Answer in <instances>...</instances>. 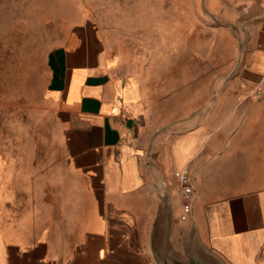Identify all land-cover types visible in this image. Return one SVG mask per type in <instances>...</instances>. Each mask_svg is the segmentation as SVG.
I'll use <instances>...</instances> for the list:
<instances>
[{"label": "crops", "instance_id": "0c3cea01", "mask_svg": "<svg viewBox=\"0 0 264 264\" xmlns=\"http://www.w3.org/2000/svg\"><path fill=\"white\" fill-rule=\"evenodd\" d=\"M6 11L0 264H264V0H193L192 23L150 28L180 53L173 87L147 28L117 29L125 61L105 55L110 28L58 41L54 19Z\"/></svg>", "mask_w": 264, "mask_h": 264}, {"label": "rangeland", "instance_id": "374dc122", "mask_svg": "<svg viewBox=\"0 0 264 264\" xmlns=\"http://www.w3.org/2000/svg\"><path fill=\"white\" fill-rule=\"evenodd\" d=\"M193 0H0V16L3 9L6 13H16L14 9L20 10L25 14L34 13V18L43 23L46 19H54L57 23V38L60 41L65 37L68 28L74 26H83L88 22L92 33L97 35V25L100 24L106 29L110 28L109 41L106 42L105 55L114 56L120 54L124 60L130 53L129 37L120 33L118 28H129L136 25L137 29L147 28L145 31L149 39L150 58L153 60L154 68L151 69L161 72L163 78L162 83L167 86H176L181 79L177 77L176 59L180 57V53L172 55V48L160 46L159 37L150 38V28L160 30L161 28H169L173 30L178 24H189L193 22L192 16ZM191 40L189 41V43ZM190 43L187 50H192ZM186 54H188L186 52ZM185 65L188 56H185ZM184 84L193 85L190 78L191 68L184 67ZM168 71V75L166 74ZM209 80H200V85H207Z\"/></svg>", "mask_w": 264, "mask_h": 264}, {"label": "built area", "instance_id": "2783aa9c", "mask_svg": "<svg viewBox=\"0 0 264 264\" xmlns=\"http://www.w3.org/2000/svg\"><path fill=\"white\" fill-rule=\"evenodd\" d=\"M261 81L264 83V71L263 74L261 76ZM177 184H178V188H179V192H180V197L182 200V210L184 212V214L188 211V203H189V199L191 196V185L189 182V178H188V170L187 167H182L179 171H177L174 174ZM184 215H182L180 217L181 220L184 219Z\"/></svg>", "mask_w": 264, "mask_h": 264}, {"label": "water", "instance_id": "95a60500", "mask_svg": "<svg viewBox=\"0 0 264 264\" xmlns=\"http://www.w3.org/2000/svg\"><path fill=\"white\" fill-rule=\"evenodd\" d=\"M162 264H198L193 259L188 258L186 262L177 261L166 254H162Z\"/></svg>", "mask_w": 264, "mask_h": 264}]
</instances>
